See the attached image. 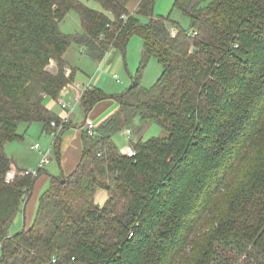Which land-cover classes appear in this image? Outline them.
<instances>
[{"label":"trees","instance_id":"obj_1","mask_svg":"<svg viewBox=\"0 0 264 264\" xmlns=\"http://www.w3.org/2000/svg\"><path fill=\"white\" fill-rule=\"evenodd\" d=\"M95 1L101 9L0 0V264H264V0H175L189 29L155 14V0H137L133 12L131 0ZM71 11L81 33L60 28ZM133 34L143 50L130 87L108 95L90 86L80 100L86 115L108 99L117 110L84 131L75 170L51 176L33 224L10 234L44 166L6 182V144L22 139L21 122H41L56 143L70 127L45 99L73 82L72 43L102 61ZM152 58L163 71L145 87ZM150 121L163 134L132 137L135 155L113 141Z\"/></svg>","mask_w":264,"mask_h":264},{"label":"rangeland","instance_id":"obj_2","mask_svg":"<svg viewBox=\"0 0 264 264\" xmlns=\"http://www.w3.org/2000/svg\"><path fill=\"white\" fill-rule=\"evenodd\" d=\"M80 1L92 8L101 9V5L95 0ZM174 1L175 0H155V14H162L165 16L169 15L171 19L176 21L181 28L189 29V19L183 15L180 10L173 7ZM137 2V0H131L129 2L128 9L130 12L134 11ZM142 20L144 22L148 21L147 18H143ZM60 28L64 33L67 34L81 33L83 30L80 18L75 11L69 12L66 18L60 22ZM174 32L176 31L174 30ZM142 50L143 42L139 34H133L130 37L125 50L119 48H112L109 50L102 61L93 60L87 54H83L82 49L76 43H72L66 51L65 60H67L69 66L75 71V79L73 81L74 83L72 84V87H67V91H64V89L57 99H53L52 97L47 98V103L50 105V109L57 115L63 117L65 112L61 107L60 101L63 100L66 103L75 105L78 92L83 91L88 86L92 76H95L93 80V86L101 88L108 95L122 93L130 87L133 77L137 74L142 59ZM52 66H55V62H52L50 67L53 68ZM162 71V65L157 59L152 58L145 68L143 77L141 79L142 85L145 87H151L154 85V83L161 76ZM115 74L118 75L119 80L114 77ZM80 103L81 102H78V104L75 105L74 111L70 117V120H72L73 124L75 125L83 123L86 118L83 107L80 105ZM100 104H102V107H97V109L94 111L97 113L96 116H93L94 112H90L88 114L89 118L91 120L93 119V123L95 125H98L105 115H111L118 108V103L114 99L102 101ZM101 109L102 112H99ZM137 123L139 124V122ZM128 128L130 127H126L125 129L118 131L112 137L113 141L120 149H124L127 145H130V140L132 137L137 138V140L140 139L142 141H147L153 137L163 134V129L155 121L148 122L138 133V136L136 134H131L130 139L125 132V130ZM131 128L134 129L135 127ZM18 131L22 135V139L21 141H10L6 144L7 146H10L8 147L11 149L9 150V153L13 151V147H11L12 144H14V146L19 144L21 149H18V146L16 149L18 151L22 150V152H24V158L28 159L30 162H34L32 168L27 170H36L40 166L41 160L43 158V155L40 151H46L49 149L50 142L51 140L55 139L56 134H49L43 131L42 123L37 121L33 123L21 122L19 124ZM67 132L68 133L66 134L65 142L69 141V138L75 132V129L71 128L67 130ZM35 144H39L40 148L35 149L33 147ZM50 149L51 161L50 163L48 162L47 165L43 167V169L48 168L51 166V164L52 166H55V164L58 163L55 150H53V148ZM34 198L36 197L34 196L31 199V202ZM37 207L33 214L25 211V213L21 212L15 216L10 227V231L16 233L24 228L25 214L27 215L25 227H30L35 220V216L38 211ZM23 208L24 206L22 207V210Z\"/></svg>","mask_w":264,"mask_h":264},{"label":"crops","instance_id":"obj_3","mask_svg":"<svg viewBox=\"0 0 264 264\" xmlns=\"http://www.w3.org/2000/svg\"><path fill=\"white\" fill-rule=\"evenodd\" d=\"M82 53L83 54H86L84 52H82ZM64 56L66 57V53H65ZM67 64H68V62H67ZM68 66H69V64H68ZM115 75H117V74H115ZM115 75H114V77H115ZM94 77L95 76H92L90 78V81H89V84H88L87 87L93 86ZM74 79H75V77H74ZM74 79H73V81H74ZM73 83L74 82H72V84ZM72 84H70L69 86L72 87ZM67 90L68 89H65V91H67ZM84 90L78 92L77 97H76L77 99H76L75 105L78 104V102H80L81 96H82ZM100 103H98L93 108V110L91 111V113H93L97 109V107H99V108L102 107V104H100ZM45 104L50 109V107H49L50 105L47 103V98L45 99ZM80 105H81V103H80ZM73 111H66V109H64V112H65L64 116L65 117L67 115L69 116L70 127H68V129H66L61 134L60 140H58V142L56 143L57 140H56V137H55V139L51 140L50 147H49L48 150H46V151H40L41 154L43 155V153L50 152V150H51L50 148H53V150H55V152H56V157L58 159V163L55 164V166L54 165L52 166V164H51V166H49L48 168L42 169L41 174H40L39 178L37 179V181L35 183V186H34V189H33L32 193L30 194V196L28 197V199L22 205V207L24 206L23 210H22V207H21V210L15 216H17L21 212L25 213V211L33 214L34 213V210L37 207V204L39 203V197L48 188V186L50 184L51 176H53V175L59 176V175H62V174L68 175V174L72 173L75 170V168L77 167V165L81 161L82 154H83V134H84V131H85L84 124H85V121L86 120H91V119L84 112V114L86 115L85 121L83 123H80L79 125H75V124H73V121L70 120L71 119L70 117H71V114L73 113ZM99 112H102V109ZM96 114L97 113L94 112V115L93 116H96ZM108 116H110V115H108ZM108 116L105 115L103 117V119L101 120V122L105 118H107ZM63 117H61V118H63ZM91 121H93V119ZM98 125H95V126H98ZM42 126H43V124H42ZM71 128L75 129V132L69 138V141L68 142H65V137H66V134L68 133L67 130H69ZM15 141H17V140H15ZM18 141H21V140L18 139ZM17 146H18V149H21L19 147V144H16V146H14V144H12L11 147H13V151H11V153H9V150H11V149H9L8 147H10V146H7L6 145L7 154L9 155V157H11V159H13V166H12L13 169H16V170L17 169H22V170H24V169H30V168H32V166L34 165V162H32V161L30 162L28 159L24 158V152H22V150L18 151L16 149ZM50 161H49V163H50ZM53 162L56 163L55 161H53ZM34 196L36 198H34L32 200V202H31V199ZM108 196H109V193H108L107 190L100 189L96 193V197H95L96 202L99 203V204H103L106 201V199L108 198ZM29 205H30V207H29ZM28 207H29V209H28ZM26 219H27V215L25 214L24 227L26 226ZM9 232H10V234H14L11 231H9Z\"/></svg>","mask_w":264,"mask_h":264},{"label":"built area","instance_id":"obj_4","mask_svg":"<svg viewBox=\"0 0 264 264\" xmlns=\"http://www.w3.org/2000/svg\"><path fill=\"white\" fill-rule=\"evenodd\" d=\"M175 33V32H174ZM70 72V70H69ZM115 78L117 80H119L118 75H115ZM67 89V87L65 88ZM65 91V90H64ZM63 92V91H62ZM61 103V107L63 109H66V111H73L75 106L73 104H69L64 102L63 100L60 101ZM69 122V116L67 115L66 117L64 116L62 118V124ZM56 123L53 122V125H55ZM62 124L59 125L58 129L61 130L62 128ZM84 129L89 133V134H94L95 133V124L93 123V121L91 120H86L85 124H84ZM126 134L128 135V138L130 139L131 134H132V130L130 128L125 130ZM35 149L40 148L39 144H35L33 146ZM122 152L128 156H133L136 154V150L133 148V146L127 145L124 149H122ZM50 161V152L47 153H43V158L41 160L40 166H44L46 165L48 162ZM32 173L34 175L38 174V170H23L22 172H18L16 169H11L10 171H8L7 175H6V182H11L17 174H29ZM56 262V258L52 259V263Z\"/></svg>","mask_w":264,"mask_h":264}]
</instances>
